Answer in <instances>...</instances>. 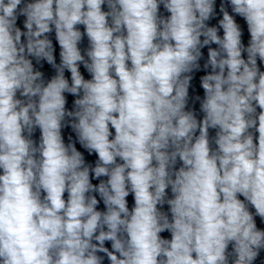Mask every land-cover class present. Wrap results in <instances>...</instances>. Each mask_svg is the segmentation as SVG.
I'll return each instance as SVG.
<instances>
[{"label":"clouds","instance_id":"clouds-1","mask_svg":"<svg viewBox=\"0 0 264 264\" xmlns=\"http://www.w3.org/2000/svg\"><path fill=\"white\" fill-rule=\"evenodd\" d=\"M13 2L15 3V0H13ZM90 3L92 4V7L95 8L96 7V0H90ZM133 12H135V14L137 16L141 15V12L139 11V9H142L144 7L143 3H131L129 2L127 5ZM75 7L78 9L79 8V4L77 3L75 5ZM10 11V9L8 10ZM61 15H63V13H61ZM90 17L92 19H94L96 21V25L97 28L96 30H93L91 32L92 36L95 38V40L98 43V48H97V52L96 55L98 57L101 58L100 62L97 65V69H98V79L101 81L100 84H98L95 88L94 91L99 93V95L97 96V100L99 103H101L104 107L105 112L109 109H111L112 107H114V105L112 104L111 100L108 97V91L111 89L112 84L111 82L108 81L107 76L104 74L107 68V62H106V58L107 56L110 55V52L107 48V46L105 45V41H107L109 39V34L107 32H105L101 25H102V20L103 18L98 16L97 13L95 11H93L92 13L89 14ZM143 15L147 16V13H143ZM181 15H183V12L181 13ZM79 17L77 14H73L71 16V19L68 22L69 27H71V23L72 21L77 20ZM136 23L138 25V27L140 28V35H139V40L140 42L137 44L135 42V37H136V33H133L134 39L130 41V43L133 44V49H132V54L133 57L135 58V61L137 64L140 63V59H141V52L140 49L144 48L147 46V41H148V33H149V26L146 24V22L144 21H129V24H133ZM186 33L181 32L177 38L180 39L182 38ZM65 43L67 44V41H65ZM187 43V41H186ZM69 46V50L71 52V46ZM117 49L119 50L122 45L117 42ZM122 52L117 53V59H116V63L118 65H120L119 71L121 76L123 77L125 84L124 87L128 90L129 92V99L127 101V109H128V114L125 116L122 114L121 116V120L120 121H114V123H116L117 128L119 129L121 124L123 123H128L129 127H136V130L138 131L139 135L138 137H131L129 135H127V133H124L122 135V139L125 141H133L137 146L141 145L143 139L146 137L147 133L151 130L150 125L147 123V121L144 119L145 117V112L143 110V105H142V96L143 93L142 92H137L135 90H133V81L131 80V78L129 77L128 73H126L123 69V65H122ZM168 59V55L165 54L163 57H158L157 58V65L156 67H148V68H143L141 69L140 73H139V79L136 81L137 84L140 83L141 80L146 79L147 78V74L149 72H155L157 75H167V69H163L158 71V69L160 68L161 65V61H166ZM79 82V81H77ZM264 99V98H262ZM105 112H101L99 119L97 120V124L99 125L100 129H101V134H93V138L98 141L97 146L100 148L101 150V155L106 159H111V157L109 156V154L105 151V144H104V137L102 135L103 129H104V119H105ZM133 118H137L139 120V124L138 125H133L132 123H130V121ZM15 118H13L14 121ZM91 131V130H90ZM11 139V138H10ZM22 150V149H21ZM49 157V163L51 164V168L48 169L49 173L51 174V179L48 181V183L50 184V186L52 187V191L54 193L53 196V200L55 201L57 207L60 206V202L58 199V195H59V191L60 188L57 185V168L60 167L63 164V161L61 159L58 158L59 154L58 152L55 150V145L54 142H50L49 143V150L46 153ZM130 153H126V155H128ZM132 155H135L136 159H135V166L137 168H142L143 164H144V158H142L141 153L139 152V147H137L136 151L134 153H131ZM200 160L202 163V167L207 168V162L203 160V151H202V147H201V155H200ZM210 169H209V173H210ZM13 180L18 182V176L16 173H13ZM133 179L137 182V184L140 186L141 189V195L144 197V199H147V196L144 194V183L143 181L146 179V176H134ZM264 179V178H262ZM119 180L120 177L119 175L116 176L115 181H116V187L117 189H119ZM207 186L210 189L211 188V177L209 176V179L207 181ZM79 187V185L77 186ZM18 191L21 193V197H20V208H21V212L23 213V215L20 217V219L23 221L24 219L27 218V214L30 211L35 210L34 208H25L23 207L25 200H24V193H26V189H18ZM205 195H208L207 193H205ZM260 195L264 196V187H262V191L260 193ZM211 203V199H209L208 201L205 202L204 205V210H205V215L208 216V207ZM9 207H12L11 205H7L6 203V212L7 209ZM73 215L76 214V208L73 209ZM145 219H147V217H145ZM210 219V217H209ZM140 227L144 228V233L143 235H135V239L137 240V242L139 244H141V246L146 249L147 248V244L144 242V236H146L147 233V226L146 224H142L140 225ZM21 232H23V226L21 227ZM20 243H25L26 242V238L21 236V239L18 241ZM145 255H147V253L145 252Z\"/></svg>","mask_w":264,"mask_h":264}]
</instances>
